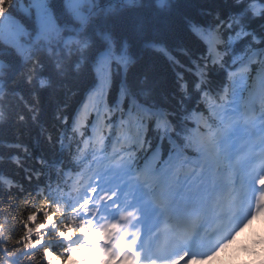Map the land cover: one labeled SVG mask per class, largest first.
I'll return each instance as SVG.
<instances>
[{"label": "trees", "instance_id": "obj_1", "mask_svg": "<svg viewBox=\"0 0 264 264\" xmlns=\"http://www.w3.org/2000/svg\"><path fill=\"white\" fill-rule=\"evenodd\" d=\"M254 2L263 6L260 16L251 11ZM46 7L53 32L47 40L35 41L32 0H0V17L7 24L18 18L19 41L25 48L21 56L6 36L0 38V175L11 181L0 180V248L9 249L0 253V264L8 263L15 242L27 231L25 224L32 229L43 225L44 244L57 253L63 254L69 243L58 236L64 218L54 213L41 186L42 163L57 157L59 134L84 129L99 118L103 124L127 119L133 125L145 118L121 108L117 113V107L107 103L100 115L98 108L83 107L97 75L98 91L105 86L109 101L115 103L129 91L139 103L166 106L179 121L182 101L188 107L196 102L201 106V85L213 96L222 86L226 36L245 34L235 48L252 45L264 58V44L256 43L257 38L264 40V0H49ZM211 31L223 38L212 57L206 49ZM134 132L142 136L144 129ZM148 136L156 140L152 131ZM37 213L35 220L28 219ZM12 264H44L43 249L17 255Z\"/></svg>", "mask_w": 264, "mask_h": 264}, {"label": "snow or ice", "instance_id": "obj_2", "mask_svg": "<svg viewBox=\"0 0 264 264\" xmlns=\"http://www.w3.org/2000/svg\"><path fill=\"white\" fill-rule=\"evenodd\" d=\"M32 4L35 8L36 39L40 40L42 36L47 39L52 30L49 10L46 7L49 0H32ZM17 19L13 18L7 25L0 24V38L6 36L10 46H14L23 56L25 48L19 41L22 26L16 23ZM256 43L264 44V40L257 38ZM214 50L219 51L215 48ZM220 55L219 62L222 63L223 54ZM235 63L233 60V64ZM252 63L260 66L255 69L245 66L228 71L226 75L232 79L255 70L257 81L264 82V61L254 60ZM111 68L110 61V85ZM98 81L99 75L92 85V89L97 90L94 94L96 103L100 102ZM182 88L187 92L186 83ZM200 91L206 95L202 85ZM108 95H111L110 87ZM188 99L190 100V96ZM103 100L109 108L119 107L124 112L145 113V118L138 119L136 124L129 121L130 135L139 127H143V135L132 136L129 141L128 160L122 157L111 166L102 163L96 169L92 178L97 181L100 176L107 178L105 193L96 195L99 188L91 183V178L84 180L81 177L74 182L73 192L76 193V198L69 206L75 207L79 204L86 211H90L92 218L77 214L70 223L64 225V230L58 232L59 237L69 242L67 247L60 245L64 247L63 254L57 253L53 246L44 244L46 233L42 231L43 225L32 229L25 224L27 231L15 242L16 246L11 250L13 254L8 256V264H12L17 255H31L41 249L44 264H48L49 260L57 261V264H63L68 259L79 261L85 258V254L96 264H101V261L107 264L202 262L213 257L210 253L230 236L231 231H235L239 223L252 217L253 213L259 214L262 211L264 138L241 145L233 154L227 140V130L221 127L223 122L216 124L209 118L216 115L215 100L209 98L203 107L197 104L188 107L182 101L184 108L179 121L176 114L164 105L137 102L130 108V101L124 93H121L115 103L109 101L107 96ZM189 130L195 133V138L189 137ZM149 131L156 134L155 148L148 136ZM141 156L142 165L136 163ZM206 172L212 174L213 187L218 182L216 177L224 178L223 204H218L217 207H222L225 214L233 211L236 213L233 219L238 222L230 232L223 235L210 222L207 207L199 203L195 194L189 198L188 195L180 193L183 180L193 176L202 177ZM0 180L11 183L2 175ZM89 196L92 198L89 199ZM37 215L38 213L30 215L28 219L33 221ZM260 217L257 215V219ZM48 219L50 223H54L53 216L50 215ZM77 230L83 235V240L72 235ZM34 236L38 239H34ZM217 236L220 238L212 243ZM201 248L207 250L195 251ZM222 249L220 247V251ZM0 253L7 254L9 249L2 247Z\"/></svg>", "mask_w": 264, "mask_h": 264}, {"label": "clouds", "instance_id": "obj_3", "mask_svg": "<svg viewBox=\"0 0 264 264\" xmlns=\"http://www.w3.org/2000/svg\"><path fill=\"white\" fill-rule=\"evenodd\" d=\"M256 241L255 244L252 242ZM217 253L218 259L205 261L204 264H264V221L242 222L230 234L228 243ZM197 264V262H193Z\"/></svg>", "mask_w": 264, "mask_h": 264}, {"label": "rangeland", "instance_id": "obj_4", "mask_svg": "<svg viewBox=\"0 0 264 264\" xmlns=\"http://www.w3.org/2000/svg\"><path fill=\"white\" fill-rule=\"evenodd\" d=\"M258 9V6L255 8V10H257ZM0 21L2 22V23H6L5 22V20L2 18V17H0ZM43 37V36H42ZM34 40H37L36 39V36L34 37ZM255 55H254V58L251 60V62H253L254 60L255 61H257L258 59H257V57H259L260 56V54L259 55H257V53H254ZM256 81H257V79H256ZM255 81V82H256ZM257 86V85H256ZM95 99H96V97H95V95H93L91 98H89L88 99V101H87V105L88 106H90V107H92V106H95ZM125 123V128H124V130H122V131H118V135H120V136H122V135H127V137H126V139L124 140V143L126 144V145H129V141L132 139V137H131V135H130V133L128 134L127 133V123L126 122H124ZM97 124H98V126L99 127H101V123H100V121L99 122H97ZM110 128V127H109ZM112 133V131L110 130V134ZM125 137V136H124ZM81 261H83V258L82 259H80L79 261H73V260H71L70 259V262H72L73 264H80V262ZM70 264V263H69Z\"/></svg>", "mask_w": 264, "mask_h": 264}]
</instances>
